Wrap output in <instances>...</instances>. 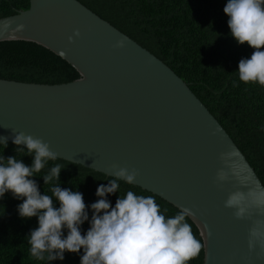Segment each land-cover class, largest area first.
<instances>
[{"label": "water", "instance_id": "1", "mask_svg": "<svg viewBox=\"0 0 264 264\" xmlns=\"http://www.w3.org/2000/svg\"><path fill=\"white\" fill-rule=\"evenodd\" d=\"M8 41L50 50L79 78H0V138L12 143L23 132L110 177L135 170L132 185L188 210L204 264H264V184L171 67L79 0H30L0 19V43Z\"/></svg>", "mask_w": 264, "mask_h": 264}, {"label": "trees", "instance_id": "2", "mask_svg": "<svg viewBox=\"0 0 264 264\" xmlns=\"http://www.w3.org/2000/svg\"><path fill=\"white\" fill-rule=\"evenodd\" d=\"M103 19L130 36L178 74L227 130L264 184V86L239 79L238 64L254 49L240 45L230 34L229 17L223 9L227 0H79ZM30 0H0V19L28 10ZM0 78L27 83L61 84L79 78L77 70L50 50L31 42L0 43ZM34 155V154H33ZM16 156L27 166L33 157L25 147L0 139V163ZM61 165L59 180L44 185L43 176ZM40 193L51 195V187L82 193L89 220L81 226L86 234L92 217L90 205L99 198L97 188L116 179L62 158L49 160L35 173ZM118 192L106 198L114 207L128 191L151 196L166 218L179 209L140 187L118 180ZM23 200L6 192L0 198V264H80L79 253H64L63 260H39L31 255L28 237L38 227V218H21ZM58 208L59 202L53 198ZM193 235L203 245L199 230L186 216ZM64 230V236L67 235ZM187 264H204V248Z\"/></svg>", "mask_w": 264, "mask_h": 264}, {"label": "clouds", "instance_id": "3", "mask_svg": "<svg viewBox=\"0 0 264 264\" xmlns=\"http://www.w3.org/2000/svg\"><path fill=\"white\" fill-rule=\"evenodd\" d=\"M223 11L229 17L227 23L235 41L254 49L250 58L239 61V79L264 86V0H227ZM0 139L7 143L5 138ZM12 143L25 145L33 161L27 166L13 156L6 159V164L0 163V198L11 192L14 198L23 200L17 208L21 218H38V227L28 237L31 255L37 259H45L47 253L49 261L63 260L65 252L79 253L83 249L80 264H187L200 253L203 245L186 222L187 209L166 218L153 197L138 196L133 191L124 198L119 196L111 206L106 197L118 192V180L133 184L137 176L135 170L129 172L116 165V179L96 190L99 199L90 205V227L82 235L80 226L89 220L82 193L54 184L51 195H42L32 179L47 161L58 156L47 143L23 132L15 133ZM61 170V165L53 166L42 177L44 185L59 180ZM53 198L59 202L58 208ZM234 200L230 198L227 205ZM242 213L243 209L237 215Z\"/></svg>", "mask_w": 264, "mask_h": 264}]
</instances>
